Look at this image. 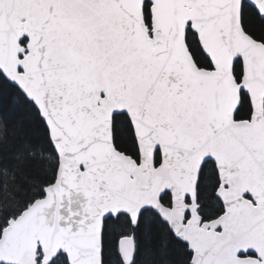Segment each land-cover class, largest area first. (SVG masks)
Segmentation results:
<instances>
[{"label": "snow or ice", "instance_id": "6c2138e0", "mask_svg": "<svg viewBox=\"0 0 264 264\" xmlns=\"http://www.w3.org/2000/svg\"><path fill=\"white\" fill-rule=\"evenodd\" d=\"M0 264H264V0H0Z\"/></svg>", "mask_w": 264, "mask_h": 264}]
</instances>
